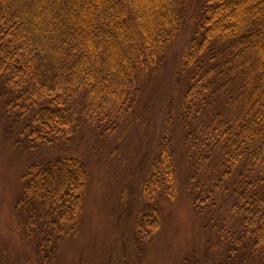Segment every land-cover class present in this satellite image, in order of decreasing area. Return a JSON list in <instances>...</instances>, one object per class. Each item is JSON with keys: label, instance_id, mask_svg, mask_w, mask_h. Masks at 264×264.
<instances>
[{"label": "trees", "instance_id": "trees-1", "mask_svg": "<svg viewBox=\"0 0 264 264\" xmlns=\"http://www.w3.org/2000/svg\"><path fill=\"white\" fill-rule=\"evenodd\" d=\"M158 83L174 98L140 174L136 249L183 185L232 264H264V0H0L3 115L31 150H63L29 164L13 208L39 264L84 220L89 166L67 148L89 125L115 135Z\"/></svg>", "mask_w": 264, "mask_h": 264}, {"label": "rangeland", "instance_id": "rangeland-1", "mask_svg": "<svg viewBox=\"0 0 264 264\" xmlns=\"http://www.w3.org/2000/svg\"><path fill=\"white\" fill-rule=\"evenodd\" d=\"M159 84L142 98L135 114L115 135L98 136V130L84 124L87 129L67 148L68 154L79 156L89 166L90 184L80 232L63 246L53 264L234 263L228 258L227 245L206 227L208 218L198 214L183 185L173 202H165L154 239L140 250L134 245L136 215L145 202L139 189L140 174L157 153L163 128L161 110L174 98L171 88L155 91ZM1 102L0 98V264H39L14 231L13 208L29 164L40 156L56 157L63 150L56 146L31 150L3 115ZM187 169L183 164L182 173Z\"/></svg>", "mask_w": 264, "mask_h": 264}]
</instances>
